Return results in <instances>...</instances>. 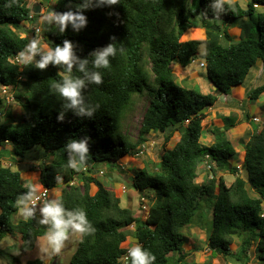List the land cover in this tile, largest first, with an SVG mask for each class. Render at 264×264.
Instances as JSON below:
<instances>
[{
	"label": "trees",
	"instance_id": "1",
	"mask_svg": "<svg viewBox=\"0 0 264 264\" xmlns=\"http://www.w3.org/2000/svg\"><path fill=\"white\" fill-rule=\"evenodd\" d=\"M80 2L56 0L51 9L64 12L71 6L75 10ZM214 2L118 0L116 5L86 10L88 23L79 32L69 26L59 34L44 24L43 39L49 46L69 40L80 59L91 61L93 51L110 43L117 49L123 48V52L110 57L108 69H99L103 83L87 84L82 90L85 103L95 111L91 117H81L72 109H64L62 98L50 87L61 79L63 68L50 64L40 70L15 60L16 53L31 39L19 29L27 21L39 25L41 14L31 18V4L25 0H10V3L0 0V85L27 87L17 94L24 112L17 119L8 112L5 121L0 122V158L12 151L22 161L36 146L54 156L39 165L41 184L52 190L64 182L66 187L62 188L60 198L65 207L82 208L94 229L91 234L81 235L71 264H121L119 258L136 241L155 257L153 264H212L211 259L187 260L190 255L184 252L183 229L198 222L208 229V246L213 256L232 254L247 264L249 250L255 242V258L264 264V121L245 143L243 174H238L230 185L220 177L216 187L217 173L239 171L230 162L237 155L230 139L235 114H221L224 125L213 127L214 141L207 144L202 141V120L208 113L201 112L213 106L219 94H229L234 86L242 84L258 60L264 67V9L258 10L264 8V0H250L245 7L238 1L224 0L223 10L214 8ZM194 18H199L207 28L205 40L192 38L197 36ZM211 18L242 21L234 29L223 32L228 40L224 43L222 29L218 24L213 28ZM234 34H238L239 40L232 42ZM203 43L205 51L199 53ZM202 54H205L207 78L216 86L214 92L207 94L180 85L173 70L175 62L187 67ZM73 74H76L75 66ZM262 80L249 92L251 100L257 101L264 93V73ZM145 92L151 99L134 143L122 134L120 120L134 96ZM61 111L64 120L58 121ZM154 132L164 133L165 143L176 132L180 138L163 151L158 163L135 169L134 188L144 194L151 190L156 194V201L143 218L122 206L120 195L107 187L95 172L100 163H110L109 160L130 153ZM73 138H87L89 142L84 169L79 172L67 166L69 154L64 146ZM95 139L100 143L92 151L90 145ZM115 141L118 143L112 146ZM6 143L12 148L5 147ZM204 162L211 165L209 172L215 177L198 183L195 179L207 169ZM201 165L203 170L199 171ZM78 174L81 184H72ZM246 183L256 196L250 194ZM25 184L19 170L0 164V242L6 236L19 234L20 249L27 251L35 247L38 237L44 236L47 226L37 223V211L34 219H15V201L27 191ZM130 225L134 229H129ZM235 237L240 245L233 253L230 245ZM170 253L178 255L173 258ZM12 260L17 259L13 256ZM24 264L45 263L36 258Z\"/></svg>",
	"mask_w": 264,
	"mask_h": 264
},
{
	"label": "rangeland",
	"instance_id": "2",
	"mask_svg": "<svg viewBox=\"0 0 264 264\" xmlns=\"http://www.w3.org/2000/svg\"><path fill=\"white\" fill-rule=\"evenodd\" d=\"M28 4L34 3L36 0H25ZM56 0H41L42 10L40 16V24L43 28L42 34L39 36L43 39L45 33L44 23L41 19L42 15L45 14L48 10L52 8ZM228 1H238L242 6H246L250 0H228ZM264 8L260 7L258 10H263ZM193 21L198 25L197 26V36L192 38L205 40L207 38V28L203 25L199 18H194ZM241 19L235 20L234 22H225L221 19H210L212 25L218 24L222 29V41L227 43V39L224 36L223 32L229 29H234ZM27 26H23L21 34H28L31 39L36 35L30 30L31 21L24 23ZM54 29V27H51ZM29 30V31H27ZM238 34H234L231 38L232 42L239 40ZM185 40L187 38H184ZM44 41V39H43ZM45 42V41H44ZM199 53L205 51V43L201 44L198 48ZM203 58L201 56L196 57L195 62H192L187 67H182L178 62L173 64V70L175 72L177 82L180 85L196 88L197 90L203 93L214 92V84H212L206 75V68L204 65ZM264 73V67L262 62L258 60L255 66L251 69L244 82L237 87V92L234 96L228 94H220L219 100L207 110V116L202 120V130L203 136L202 141L211 144L214 141V134L212 132L213 127L219 126L223 127L224 121L221 117L222 115H231L235 114V126L230 129V139L234 143L237 151V155L230 160L231 163L237 165L239 171L232 173L228 170L219 172L216 174L210 173L208 168H204V172L199 174L195 179L198 183L208 182L213 176L215 177L216 187L219 178L222 177L226 185H230L237 175H242V162L245 153V143L249 140L250 135L256 131L263 124L264 118V93L259 97V99L251 100L249 98V92L256 86L262 83ZM7 89L0 86V122L5 121L7 118L8 112H11L14 118H19L20 114L24 112V107H22L20 96H17L18 92L23 93L27 90V87L24 85H17L11 89ZM232 92V89H231ZM230 95V96H229ZM233 95V93H232ZM223 96V99L222 97ZM235 97V98H234ZM238 98V100H237ZM151 97L145 92L141 95L136 94L133 98L132 104L127 108L125 114L120 120L121 132L126 136L127 139L136 143L139 137V129L141 126L142 118L146 111V108L150 102ZM233 99H236L235 102ZM254 116L261 118V121L257 122L253 119ZM257 127V128H256ZM180 138V134L176 132L169 140V142H164V133L154 132L147 135L146 142L138 145L135 150H131L130 153H125L121 155L117 160H109L110 163L104 161L98 165V171L95 172L96 176L103 180L104 183L110 189H114L117 195L121 197V204L124 207H129L136 215H140L143 218H146L150 206L156 201V194L153 190L149 193L139 192L134 188L132 184V179L134 177L135 169L138 167H144L146 165L153 166L155 163L160 161L161 154L166 148H171ZM100 140H93L90 145V150H94ZM118 142H113L112 146H115ZM145 146V149L143 150ZM5 147L12 148L11 144L6 143ZM143 150V151H142ZM10 152V151H8ZM44 153H46L44 155ZM43 155V156H42ZM8 156V157H7ZM5 157L0 158V164L10 165L13 169L19 170L22 172L23 180L25 182H31L38 186L40 191H45L47 199L55 198L58 196L60 198L62 193V188L66 187L64 182H59L58 185L52 189L48 190L43 188V185L40 182V163L44 161H50L54 159L51 153L45 152L44 148L36 146L30 151L27 152V155L24 160H19L13 152L11 151ZM13 158L15 160H13ZM205 164L208 162H204ZM112 164L114 166H112ZM212 164V163H211ZM214 166V164H213ZM203 166L199 167L203 170ZM79 172V171H78ZM80 177V174L77 175L76 179L73 180V184H81L82 181L77 178ZM110 179L111 181H109ZM246 188L249 190L252 196H256L255 191L246 183ZM218 188H216V192ZM146 195V196H144ZM40 207V206H39ZM39 207L37 212L39 214ZM23 218L18 214L15 215V219L18 220ZM40 218V215H39ZM208 218H212L211 211L208 214ZM129 229H134L133 225L128 227ZM184 234V252L189 254L187 260L192 258L195 261L203 262L207 259H211L212 264H246L243 261L237 260L232 254H217L216 256L212 255V252L208 246V229L202 226L200 222L194 223L186 226L183 229ZM44 236L38 237L35 242V247L32 250H21V236L19 234L15 236H6L0 242V264H24L28 260H33L36 258L42 259L45 264H71V258L76 251L77 243L81 237V234L70 233L68 239L64 242L63 247L60 252L54 253L47 246L46 241L43 239ZM240 245L239 238L235 237L233 243L230 245L231 251L234 253ZM255 242L252 243L249 250L250 262L247 264H259L255 258ZM172 253H170V256ZM178 253H173L172 257L176 258ZM15 257L17 260H12V257ZM261 264V263H260Z\"/></svg>",
	"mask_w": 264,
	"mask_h": 264
},
{
	"label": "clouds",
	"instance_id": "3",
	"mask_svg": "<svg viewBox=\"0 0 264 264\" xmlns=\"http://www.w3.org/2000/svg\"><path fill=\"white\" fill-rule=\"evenodd\" d=\"M6 2L10 3V0H6ZM34 3L40 2L35 1ZM34 3L31 4V8ZM117 3L118 0H81L75 6V10H72L71 6H69V10L64 12L50 9L42 15L41 19L47 29L54 27L55 30H58L59 34H63L69 26H71L72 30L79 32L88 23L87 17L84 14L86 10L112 6ZM212 6L223 10L224 0H215ZM34 25L40 26L41 32L30 39L23 49L16 53L17 62L24 66H34L40 70L47 69L50 64L63 68L64 71L61 79L52 83L51 89L62 98L64 109H72L77 116L91 117L95 108L85 103L82 90L87 84L100 85L103 83L102 73L99 69H108L110 67V57H115L118 51L123 52V48L117 49L115 44L110 43L93 51L91 53V61L80 59L75 55L74 45L71 41L64 40L62 45L57 44L51 47L39 36L43 30L41 24ZM34 25L29 26L32 31ZM24 26L27 25L24 24ZM36 31L38 32L39 30L37 29ZM37 56L39 59H36ZM90 63L91 68L89 67ZM74 66L75 75L73 74ZM0 86H3V84ZM6 86L13 89L10 85ZM96 107L99 106L97 105ZM57 120H64V111L58 114ZM64 147L69 154L67 166L76 171L83 170L89 153L88 139H69ZM57 180H59V177H57ZM25 187L27 191L17 196L15 201L17 212L25 220L34 219L36 217L37 202H40V218L37 220V223L47 226L43 239L52 252H60L70 233L88 235L94 232L86 212L82 208L69 210L58 196L47 199L46 193L42 194L38 186L31 182H26ZM43 188L45 187L43 186ZM127 257L130 260V264H153L155 259L149 251L138 244L128 249Z\"/></svg>",
	"mask_w": 264,
	"mask_h": 264
},
{
	"label": "built area",
	"instance_id": "4",
	"mask_svg": "<svg viewBox=\"0 0 264 264\" xmlns=\"http://www.w3.org/2000/svg\"><path fill=\"white\" fill-rule=\"evenodd\" d=\"M33 16H34V13L32 12V14L30 15V17L32 18ZM32 29H33V31H34V33H35L36 35L39 34V33L41 32V28H40V26H36V25H34V26L32 27ZM37 29L39 30L38 32L36 31ZM15 60H16V58H15ZM16 61H17V60H16ZM193 61H195V59H193ZM202 65H204V63H202ZM2 87L6 88V89L8 88V86H6V85H3ZM253 119H254L255 121H257V122L261 121V118L258 117V116H254ZM262 121H263V120H262ZM144 149H145V146H144L143 150H144ZM143 150H142V151H143ZM206 166H207L208 170L210 171V170H211V165H210V164H207ZM71 183L73 184V181H72ZM45 189H46V188H45ZM45 191H46V190H44V191H40V192L43 194V193H45ZM39 206H40V202L38 201V202H37V206H36V208H38ZM136 244L141 245L140 242L131 243V244L129 245L128 249H129L130 247L136 245ZM128 249H127V251H128ZM127 251L123 254V256H121V257L119 258V261L121 262V264H128V260H129V258L127 257ZM229 264H232V263H229Z\"/></svg>",
	"mask_w": 264,
	"mask_h": 264
},
{
	"label": "water",
	"instance_id": "5",
	"mask_svg": "<svg viewBox=\"0 0 264 264\" xmlns=\"http://www.w3.org/2000/svg\"><path fill=\"white\" fill-rule=\"evenodd\" d=\"M41 10H42V7H41V4H40V3H34V4L32 5V11H33V12L39 14V13H41ZM212 27L215 28V25L212 26ZM201 57H202V58H205V54H202ZM214 87H215V89H216V86H215V85H214ZM207 110H208L207 108H203V109L201 110V112H207Z\"/></svg>",
	"mask_w": 264,
	"mask_h": 264
},
{
	"label": "crops",
	"instance_id": "6",
	"mask_svg": "<svg viewBox=\"0 0 264 264\" xmlns=\"http://www.w3.org/2000/svg\"><path fill=\"white\" fill-rule=\"evenodd\" d=\"M197 30V29H196ZM241 85V84H240ZM240 85H237V87H239ZM236 92H237V89H236V86H234L233 88H232V92H230L229 94H231V96H234L235 94H236ZM232 93H233V95H232ZM225 96H227L228 94H224ZM230 96V95H229ZM219 97H220V95H218V100H219ZM222 97V99H223V96H221ZM228 97V96H227ZM235 98V97H234ZM217 100V101H218ZM237 100H238V98H237ZM237 100L236 99H233V101H234V104H235V102H237ZM22 173V172H21ZM260 264V263H259Z\"/></svg>",
	"mask_w": 264,
	"mask_h": 264
}]
</instances>
